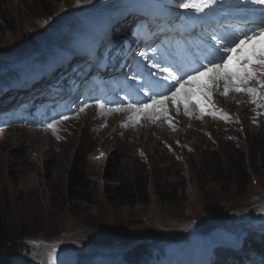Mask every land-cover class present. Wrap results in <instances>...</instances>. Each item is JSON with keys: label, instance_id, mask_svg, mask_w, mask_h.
<instances>
[{"label": "rangeland", "instance_id": "374dc122", "mask_svg": "<svg viewBox=\"0 0 264 264\" xmlns=\"http://www.w3.org/2000/svg\"><path fill=\"white\" fill-rule=\"evenodd\" d=\"M96 1L53 0V13L44 14L42 0H0V62L32 48L52 35L56 27L77 26L86 13L77 10L93 7ZM97 32L102 35V28L98 27ZM28 33L34 34L35 43L26 41ZM85 77V72H75L61 79L58 97L49 92L55 82L45 81L20 102L34 105L61 101L64 90ZM226 97L220 98V104L239 124L228 125L198 112L182 116L180 129L172 133L159 130L156 123L124 129L118 127L122 118L112 109L107 118L101 117L107 125L95 130L91 124L99 119L94 121L90 111L94 106L80 104L68 127L43 120L38 126L39 120L33 119L26 127L0 128V211L12 224L37 228L42 235L40 241L30 240V246H34L15 257L16 263L112 264L111 259L124 263L125 255L133 256L142 247L144 253H151V264H156L161 252L169 254V261L173 253L228 247L254 219L264 218V171L250 169V180L240 190L203 176L204 164L222 146H238L232 140L234 136L244 146L263 145L264 113L249 108L245 96ZM54 110L53 104L44 105L40 117L47 118ZM98 112L102 115L100 109ZM184 119L192 122L185 124ZM213 145L216 153H209ZM73 170H84L100 181L103 187L97 192L96 202L76 199ZM133 176L148 181V200L144 203L128 204L120 196L122 183ZM164 182L179 185L181 200L158 199L155 184ZM208 192L218 197L227 210L212 221L203 215ZM133 220L136 226H130ZM49 234L58 238L43 240ZM134 235L143 239L127 244L118 241ZM247 244L264 253L263 235L261 239L247 236ZM175 258L185 264L184 258Z\"/></svg>", "mask_w": 264, "mask_h": 264}, {"label": "trees", "instance_id": "16d2710c", "mask_svg": "<svg viewBox=\"0 0 264 264\" xmlns=\"http://www.w3.org/2000/svg\"><path fill=\"white\" fill-rule=\"evenodd\" d=\"M50 1L53 2V0ZM50 1L42 0L40 4L44 10V14L53 13ZM24 38L31 43L34 41V34L28 33ZM232 140L238 146H230L229 148L222 146L218 154H213L206 159L203 176L209 175L218 180V182H221L222 185H233L237 189L242 190L246 186V181L250 180V169L260 168L264 171V144L254 147L252 145L244 146L238 143V136H234ZM220 144L223 145L221 142ZM214 149L215 146H211L209 153H216ZM71 177L75 187L76 199L91 203L96 202L97 192L103 187L99 185L100 181L84 170H73ZM155 187L158 199L162 202H177V200H181L182 198L178 196L179 185L164 182L155 184ZM121 188L120 196L125 203L134 204L137 201L144 203L148 200V181L146 179L133 176L126 179L122 183ZM205 197L206 203L203 209L205 219L212 221L225 214L227 211L226 205L218 197L212 194V192L205 193ZM135 224H137L135 220L130 222V226H136ZM41 236L39 229L34 228L32 230L25 224L16 226L8 220L3 211H0V264H17L15 257L22 256V253L26 254L30 247L34 246H30V240H39L42 238ZM136 236L138 235H134L128 239L121 237L119 240H116L127 244L136 238L143 239ZM56 238L58 237L49 234L43 240L54 241ZM110 239L112 238L110 237ZM143 249L140 247L133 256L125 255L126 262L124 264H147L150 262L151 260L148 258L152 257L151 253H144ZM77 258L80 259L81 257L77 255Z\"/></svg>", "mask_w": 264, "mask_h": 264}, {"label": "snow or ice", "instance_id": "6c2138e0", "mask_svg": "<svg viewBox=\"0 0 264 264\" xmlns=\"http://www.w3.org/2000/svg\"><path fill=\"white\" fill-rule=\"evenodd\" d=\"M214 4L215 0H211ZM249 3L264 4V0H248ZM181 6L191 7L196 12H203L205 7H211L208 0L204 3H190V0H181ZM259 29L262 33L260 37L255 34ZM215 39V36L210 37ZM215 51L205 49L207 53L203 59L207 60V64L203 63L199 56L196 57L197 66H193L190 70H186L184 65L178 63L176 65V72L178 77L173 80L171 87L173 88L171 100L179 105L183 102L185 109L194 97L196 102L201 105V111L206 110V102L202 96L210 97V91L205 92V89H210V81L224 80L225 84H234V90L237 92L245 91L253 96L257 95V89L254 87H241L242 85H249L251 80L257 78L254 71L256 66L264 70V24L248 29L245 32L238 33L230 41L222 42L218 47L214 46ZM211 57V58H209ZM159 67V63L154 65ZM166 72L171 71V66L165 67ZM187 84V87H185ZM264 88V83L260 84ZM227 95V87L223 93ZM169 97L162 94V99L153 100V104L162 105ZM103 107V105H101ZM150 107L147 103L143 105V110ZM83 111V107L80 109ZM210 110V109H209ZM215 114V113H213ZM222 118L228 119L224 114ZM67 119V117H64ZM52 127V124H49Z\"/></svg>", "mask_w": 264, "mask_h": 264}, {"label": "bare ground", "instance_id": "6f19581e", "mask_svg": "<svg viewBox=\"0 0 264 264\" xmlns=\"http://www.w3.org/2000/svg\"><path fill=\"white\" fill-rule=\"evenodd\" d=\"M231 95H234V94H231ZM230 95V96H231ZM183 121V120H182ZM145 129V128H144ZM138 130V129H137ZM144 131V130H143ZM155 132V131H154ZM127 136V135H126ZM192 254V252L190 253V252H188L187 254H185V255H182L183 256V258H184V260H185V263L186 264H191L192 262H193V255H191Z\"/></svg>", "mask_w": 264, "mask_h": 264}]
</instances>
